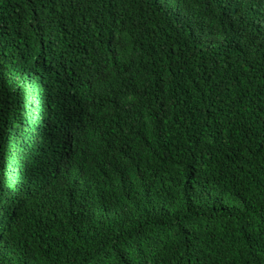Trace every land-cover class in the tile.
<instances>
[{"label": "trees", "instance_id": "obj_1", "mask_svg": "<svg viewBox=\"0 0 264 264\" xmlns=\"http://www.w3.org/2000/svg\"><path fill=\"white\" fill-rule=\"evenodd\" d=\"M0 264H264V0H0Z\"/></svg>", "mask_w": 264, "mask_h": 264}]
</instances>
